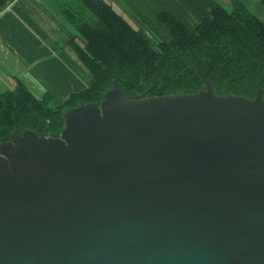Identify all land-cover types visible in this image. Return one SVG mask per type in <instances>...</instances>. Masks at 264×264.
<instances>
[{
    "label": "water",
    "instance_id": "water-1",
    "mask_svg": "<svg viewBox=\"0 0 264 264\" xmlns=\"http://www.w3.org/2000/svg\"><path fill=\"white\" fill-rule=\"evenodd\" d=\"M63 119L0 143V264H264L260 90L113 85Z\"/></svg>",
    "mask_w": 264,
    "mask_h": 264
},
{
    "label": "trees",
    "instance_id": "trees-1",
    "mask_svg": "<svg viewBox=\"0 0 264 264\" xmlns=\"http://www.w3.org/2000/svg\"><path fill=\"white\" fill-rule=\"evenodd\" d=\"M8 1L0 0V11ZM77 1L90 17L81 20L68 10L76 34L67 44L88 72V86L57 102L16 81L0 92V143L24 131L59 137L66 110L99 104L113 85L130 96L161 97L195 94L209 81L215 94L254 99L260 90L264 100V22L238 0H230L229 9L219 2L202 8L190 29L157 12L164 41L134 28L105 0Z\"/></svg>",
    "mask_w": 264,
    "mask_h": 264
},
{
    "label": "crops",
    "instance_id": "crops-1",
    "mask_svg": "<svg viewBox=\"0 0 264 264\" xmlns=\"http://www.w3.org/2000/svg\"><path fill=\"white\" fill-rule=\"evenodd\" d=\"M36 1L21 0L10 11L0 15V60L6 63L9 56L15 60L14 64L13 61L9 64L10 68H14L11 75L13 84L9 89L14 87L16 81H20L36 97L49 93L55 99H65L69 94L86 88L85 84L88 85L89 79L87 83L84 81L80 62L67 44L73 36L68 38L66 35L61 36L60 33H56L57 25L52 23L51 16L48 17ZM112 1L119 6L128 5L143 16L148 11H151L153 16L159 11H167L180 18L184 24L191 21L187 16L192 15L196 19L200 16L201 9L212 2H219L225 7L231 5L230 0ZM238 1L249 10L251 3L255 2L254 0ZM34 8L38 9L37 13L33 11ZM16 22L27 23L25 28L29 29V33L22 32V27H18ZM48 42L56 46L55 51L47 46Z\"/></svg>",
    "mask_w": 264,
    "mask_h": 264
},
{
    "label": "rangeland",
    "instance_id": "rangeland-1",
    "mask_svg": "<svg viewBox=\"0 0 264 264\" xmlns=\"http://www.w3.org/2000/svg\"><path fill=\"white\" fill-rule=\"evenodd\" d=\"M105 1L108 2L117 13L121 14L134 28L142 29L154 41L168 40V34H167L166 30L163 28V26L156 20V14L153 16V14L150 13L151 11H148L147 14H144V16H143L139 12H137L135 9L130 8L128 5L119 6V5H116L115 3H113L112 0H105ZM254 1H255L254 4L251 3V5H250V7H251L250 11L252 13H254L255 15H257L264 22V0H254ZM36 2H38L37 4L39 5V7H42V9H44L43 11H45V13L48 15V17L51 16L50 18L53 20V21L51 20L52 23H55L57 25L56 33H60L61 36L66 35L68 38L71 36H75V34H76V31L74 29L72 22L69 21L68 10L70 13L75 14L76 18L78 17L81 20L82 19L87 20L90 17L89 12L87 10H85L83 8V6L77 0H37ZM42 4H44L45 6L43 7ZM226 8L229 9L230 7L228 6ZM253 8H255V9H253ZM37 10L38 9L34 8L33 11L35 13H37ZM40 13H41V11H40ZM187 17H188V19H191V21H189V22L185 21L187 23V24L185 23V26L190 29L197 22L199 16L196 18L197 20L195 18H193L192 15L190 17L189 16H187ZM177 19L180 20V18H178V17H177ZM16 24L18 27H22L21 28L22 32L27 33L29 31V29L25 28V25L27 23L26 24H23V23L20 24V23L16 22ZM59 46H61V45L59 44ZM60 53H62V52H59V54ZM6 60H7L6 63H5V61L3 62L0 60V92H3L5 90H9V86H11L13 84V81L11 79V75H13L12 72H13L14 68H10L9 64L11 63V61H13V64H14L15 60L10 56ZM80 65H81L80 67L84 73L83 79L87 83L88 79H89V74L81 62H80ZM18 66L20 68H22L19 64H18ZM85 85H86V87L88 86L87 84H85ZM15 86H16V83H15L14 87ZM65 99H63V98L57 99L56 98L55 100L57 102H62Z\"/></svg>",
    "mask_w": 264,
    "mask_h": 264
},
{
    "label": "built area",
    "instance_id": "built-area-1",
    "mask_svg": "<svg viewBox=\"0 0 264 264\" xmlns=\"http://www.w3.org/2000/svg\"><path fill=\"white\" fill-rule=\"evenodd\" d=\"M21 0H9L4 8L0 11V15L4 14L5 12H8L11 10V8L16 5Z\"/></svg>",
    "mask_w": 264,
    "mask_h": 264
},
{
    "label": "bare ground",
    "instance_id": "bare-ground-1",
    "mask_svg": "<svg viewBox=\"0 0 264 264\" xmlns=\"http://www.w3.org/2000/svg\"><path fill=\"white\" fill-rule=\"evenodd\" d=\"M194 29V28H193ZM1 94V93H0Z\"/></svg>",
    "mask_w": 264,
    "mask_h": 264
}]
</instances>
